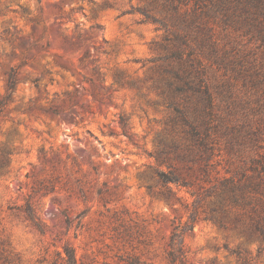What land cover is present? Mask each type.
<instances>
[{
    "label": "rangeland",
    "instance_id": "obj_1",
    "mask_svg": "<svg viewBox=\"0 0 264 264\" xmlns=\"http://www.w3.org/2000/svg\"><path fill=\"white\" fill-rule=\"evenodd\" d=\"M137 5L0 0V101L7 73L16 79L0 111V152H10L0 170V256L60 264L70 248L76 264H169L192 197L181 188L180 202L165 201L144 184L170 112L148 79L162 31L130 12ZM259 70L214 93L225 117L222 173L240 170L238 157L264 153V63ZM181 238L183 264H238L229 251L237 247L264 264V242L211 222H194Z\"/></svg>",
    "mask_w": 264,
    "mask_h": 264
},
{
    "label": "trees",
    "instance_id": "obj_2",
    "mask_svg": "<svg viewBox=\"0 0 264 264\" xmlns=\"http://www.w3.org/2000/svg\"><path fill=\"white\" fill-rule=\"evenodd\" d=\"M139 1L142 5L132 6L130 12L139 13L142 21L162 31L160 40L153 43L157 55L148 60L155 63L148 68V79L170 112L166 129L155 138L151 154L155 163L149 166L144 184L151 194L165 201L180 202L181 188L192 197L184 226L175 227L172 233L168 263L183 264L182 232L192 230L194 222L200 220L232 232L244 242H264V153L249 161L238 157L240 170L221 172L218 135L225 117L219 113L214 95H219L222 84L231 79L243 74L256 77L259 68L262 70L264 0ZM258 54L263 59L259 68ZM209 70L219 74L221 80L216 76L211 80ZM15 84L11 70L0 111ZM228 145L233 148V141ZM9 154V150H1L0 170L6 167ZM229 251L238 264H252L238 247ZM60 258V264H76L70 248H64ZM0 263L21 264L3 255Z\"/></svg>",
    "mask_w": 264,
    "mask_h": 264
}]
</instances>
